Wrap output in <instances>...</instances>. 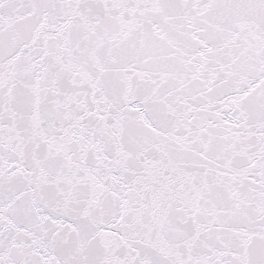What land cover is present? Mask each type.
I'll return each instance as SVG.
<instances>
[{"label":"snow or ice","instance_id":"1","mask_svg":"<svg viewBox=\"0 0 264 264\" xmlns=\"http://www.w3.org/2000/svg\"><path fill=\"white\" fill-rule=\"evenodd\" d=\"M0 264H264V0H0Z\"/></svg>","mask_w":264,"mask_h":264}]
</instances>
